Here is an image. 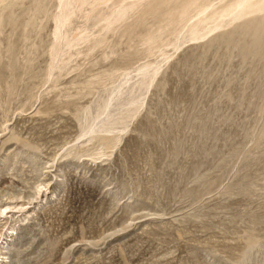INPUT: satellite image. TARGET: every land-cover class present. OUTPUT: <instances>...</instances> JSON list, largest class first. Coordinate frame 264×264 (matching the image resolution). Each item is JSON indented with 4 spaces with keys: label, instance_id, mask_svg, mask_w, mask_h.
Here are the masks:
<instances>
[{
    "label": "rangeland",
    "instance_id": "374dc122",
    "mask_svg": "<svg viewBox=\"0 0 264 264\" xmlns=\"http://www.w3.org/2000/svg\"><path fill=\"white\" fill-rule=\"evenodd\" d=\"M0 264H264V0H0Z\"/></svg>",
    "mask_w": 264,
    "mask_h": 264
}]
</instances>
